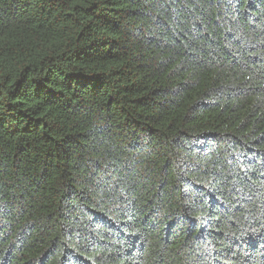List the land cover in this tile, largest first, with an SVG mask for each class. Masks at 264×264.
Returning a JSON list of instances; mask_svg holds the SVG:
<instances>
[{
	"label": "trees",
	"instance_id": "trees-1",
	"mask_svg": "<svg viewBox=\"0 0 264 264\" xmlns=\"http://www.w3.org/2000/svg\"><path fill=\"white\" fill-rule=\"evenodd\" d=\"M0 264H264V0H0Z\"/></svg>",
	"mask_w": 264,
	"mask_h": 264
}]
</instances>
